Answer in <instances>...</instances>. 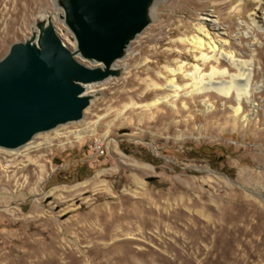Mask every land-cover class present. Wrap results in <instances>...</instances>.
<instances>
[{
  "label": "rangeland",
  "instance_id": "374dc122",
  "mask_svg": "<svg viewBox=\"0 0 264 264\" xmlns=\"http://www.w3.org/2000/svg\"><path fill=\"white\" fill-rule=\"evenodd\" d=\"M45 11L60 13L41 0L15 28L0 23V57ZM205 14L233 50L257 60L260 89L241 114L235 93H191L177 76L178 95L169 88L170 68L192 70L180 40ZM234 18L229 0H157L116 61L120 75L88 89L81 120L30 147L0 148V264H264V30L239 34L245 19ZM53 24L73 48L59 16ZM222 60L203 73L232 70Z\"/></svg>",
  "mask_w": 264,
  "mask_h": 264
},
{
  "label": "water",
  "instance_id": "95a60500",
  "mask_svg": "<svg viewBox=\"0 0 264 264\" xmlns=\"http://www.w3.org/2000/svg\"><path fill=\"white\" fill-rule=\"evenodd\" d=\"M157 0H54L70 48L52 14L0 57V148L17 150L35 135L82 119L87 86L118 77L130 43L150 23ZM87 61L90 64H85Z\"/></svg>",
  "mask_w": 264,
  "mask_h": 264
},
{
  "label": "bare ground",
  "instance_id": "6f19581e",
  "mask_svg": "<svg viewBox=\"0 0 264 264\" xmlns=\"http://www.w3.org/2000/svg\"><path fill=\"white\" fill-rule=\"evenodd\" d=\"M38 2H41V0H0V23L6 21L8 29L15 28L20 21L27 18L31 7ZM229 6L233 18L245 19V26L243 24V26H238L240 30L239 34L249 36L250 38L254 37L250 30L247 31L250 26L256 30H264V0H229ZM225 7L226 6L224 5L221 6L223 9ZM46 14H48L46 11L38 13L35 15V18H45ZM57 15L58 13L52 14V18ZM205 15V19L195 27L191 39L184 38L180 40L181 43L187 42L191 45V49H189L194 58L190 68L192 70L187 72V70L184 69V65L180 63H178L176 68H170L169 73L171 76L169 77L171 78L168 80L169 88L175 92L174 97H176L180 88L175 82V76H177L178 79L184 78L191 81L192 86L195 88V91L191 93H201L213 89L226 97L230 96L231 93H235L238 106L234 108V111L236 115H238L241 112L242 102L244 100L249 102L253 92L260 89V84L258 85L254 82L257 76V60L253 55H250L249 59H245L241 56L239 51L233 50L234 48L232 49L227 43V40L222 38L221 24L219 25L218 21L213 19L211 14ZM228 30H232V26H228ZM181 58H183V55H181ZM221 60L227 62L232 70L228 69L229 67L220 68L212 66L210 73H203L202 69L204 66H208L206 65L208 62L214 61L216 64H219ZM137 76H139V74L136 76L133 75L128 79L127 82L130 86L136 84V81L138 80ZM89 88L90 85L87 86L86 92H89ZM157 103L158 101L155 102V104ZM32 142L33 141L25 144L20 147V149L30 147ZM20 181V177L19 179L10 178L8 183L16 182L17 184H20ZM27 186L28 182L25 181L23 188H26Z\"/></svg>",
  "mask_w": 264,
  "mask_h": 264
},
{
  "label": "built area",
  "instance_id": "2783aa9c",
  "mask_svg": "<svg viewBox=\"0 0 264 264\" xmlns=\"http://www.w3.org/2000/svg\"><path fill=\"white\" fill-rule=\"evenodd\" d=\"M95 147H96V148H99V147H100V145H98V144H97V145H95Z\"/></svg>",
  "mask_w": 264,
  "mask_h": 264
}]
</instances>
